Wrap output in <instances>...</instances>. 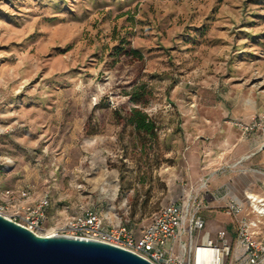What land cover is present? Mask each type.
Wrapping results in <instances>:
<instances>
[{"label":"rangeland","instance_id":"374dc122","mask_svg":"<svg viewBox=\"0 0 264 264\" xmlns=\"http://www.w3.org/2000/svg\"><path fill=\"white\" fill-rule=\"evenodd\" d=\"M141 86L149 96L131 103ZM134 108L155 123L154 138L119 119ZM234 116L258 123L246 141L264 143V0H0L6 219L46 195L40 234L90 209L139 235L211 176L264 177V145L241 159ZM214 200L200 211L204 231L233 241L237 220L254 215L246 201L235 218ZM184 243L167 255L182 258ZM241 263L234 252L227 264Z\"/></svg>","mask_w":264,"mask_h":264},{"label":"built area","instance_id":"2783aa9c","mask_svg":"<svg viewBox=\"0 0 264 264\" xmlns=\"http://www.w3.org/2000/svg\"><path fill=\"white\" fill-rule=\"evenodd\" d=\"M231 123L243 133L258 128L255 121ZM22 197L27 198V193L23 192ZM245 200L255 219H238L233 241L224 233H220L217 240H212L204 231L205 221L199 215L203 204L198 199H189L186 203L173 202L162 207L139 235L123 225L105 224L90 209L71 218L51 235L40 234L48 206L46 195L22 207V218L9 220L38 236H63L118 247L150 264H227L234 252L241 264H264V244L255 238L260 219H264V199L248 194ZM224 208L228 216L235 218L243 211V205L237 199L228 200ZM182 236H187V243L181 244L182 258L168 256V251L173 250V245Z\"/></svg>","mask_w":264,"mask_h":264},{"label":"water","instance_id":"95a60500","mask_svg":"<svg viewBox=\"0 0 264 264\" xmlns=\"http://www.w3.org/2000/svg\"><path fill=\"white\" fill-rule=\"evenodd\" d=\"M0 264H150L108 244L38 236L0 215Z\"/></svg>","mask_w":264,"mask_h":264},{"label":"crops","instance_id":"0c3cea01","mask_svg":"<svg viewBox=\"0 0 264 264\" xmlns=\"http://www.w3.org/2000/svg\"><path fill=\"white\" fill-rule=\"evenodd\" d=\"M228 121H229L228 122L229 125L232 128H234L236 131H238L241 137L244 139L243 143H241L238 148V152H239L238 156H240L241 159H246L247 153H250V155H254V152L262 149L264 143L261 144L260 141H258V139H250L249 141H246L249 139L250 135H252L253 131L250 133H243L240 129L233 126L231 123L232 121H240L244 124H248L251 121L249 122L244 121L238 116H234L232 120L229 119ZM252 150H254V152H251ZM258 163L264 165V152L261 154V157ZM209 179L210 180L208 182L206 183L202 182L200 184L199 190L201 191L189 190L182 197L178 198L179 201L182 203H186L188 202L189 199H198L202 202L203 208H204L205 207L204 199H216L213 202H211L212 206H218L221 204H225L230 199H237L242 204V201H246L245 200L246 195L248 194L264 199V177L263 176L257 177L248 171H243L242 173H232V174L224 175L221 177L211 176V178ZM199 215L201 216V213ZM254 219H255V216H254ZM263 225H264V219H263ZM205 227H206V223H205ZM225 231L226 233H228V236H230L232 229L230 226H227L225 228ZM207 233L209 234V236L210 234L212 236L214 235V231L212 230H209V232ZM255 238L264 244V237L260 238L258 235V232L255 233ZM212 240H215V239H212Z\"/></svg>","mask_w":264,"mask_h":264},{"label":"trees","instance_id":"16d2710c","mask_svg":"<svg viewBox=\"0 0 264 264\" xmlns=\"http://www.w3.org/2000/svg\"><path fill=\"white\" fill-rule=\"evenodd\" d=\"M127 96L131 103L138 104L144 101L149 96V93L144 89V86H141L139 89H132L127 93ZM119 119L124 125H131L134 131L143 138H154L156 136L157 127L155 123L136 108L131 109L125 116L119 115Z\"/></svg>","mask_w":264,"mask_h":264}]
</instances>
